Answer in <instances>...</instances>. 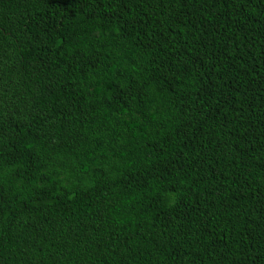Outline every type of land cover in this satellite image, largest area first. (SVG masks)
Masks as SVG:
<instances>
[{
  "label": "trees",
  "instance_id": "16d2710c",
  "mask_svg": "<svg viewBox=\"0 0 264 264\" xmlns=\"http://www.w3.org/2000/svg\"><path fill=\"white\" fill-rule=\"evenodd\" d=\"M0 264H264V0H0Z\"/></svg>",
  "mask_w": 264,
  "mask_h": 264
}]
</instances>
